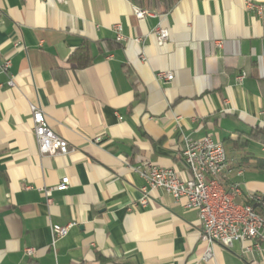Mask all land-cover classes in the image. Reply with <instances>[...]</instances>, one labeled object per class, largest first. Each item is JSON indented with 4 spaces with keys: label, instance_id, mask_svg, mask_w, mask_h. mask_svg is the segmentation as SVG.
<instances>
[{
    "label": "crops",
    "instance_id": "0c3cea01",
    "mask_svg": "<svg viewBox=\"0 0 264 264\" xmlns=\"http://www.w3.org/2000/svg\"><path fill=\"white\" fill-rule=\"evenodd\" d=\"M136 7L0 0V63L10 59L14 81L8 88L0 72V264H264V245L246 251V242L214 244L203 260L197 212L140 175L153 164L187 178L184 140L209 136L225 149L222 185L239 186L236 201L264 193L254 136L264 132V0H178L141 19ZM82 46L91 62L76 68L69 58ZM30 104L69 153L39 154ZM67 224L54 240L51 227Z\"/></svg>",
    "mask_w": 264,
    "mask_h": 264
},
{
    "label": "built area",
    "instance_id": "2783aa9c",
    "mask_svg": "<svg viewBox=\"0 0 264 264\" xmlns=\"http://www.w3.org/2000/svg\"><path fill=\"white\" fill-rule=\"evenodd\" d=\"M136 18L153 16L148 10L134 8ZM1 16V11H0ZM116 42L126 40L122 33V26H113ZM155 36L160 42H166L169 34L165 28H157ZM10 59H4L0 63V72L7 76L5 85L14 87L13 77L9 74ZM242 73L237 77L241 81L245 77ZM157 77L161 80L173 79L171 72H159ZM3 87L0 84V88ZM33 132L39 154L45 156L65 155L70 149L66 140L55 134L49 127L42 108L36 104H30ZM99 142L100 138H96ZM182 158L188 171L187 178H181L174 168L159 167L146 164L140 175L145 179L150 189H162L174 200H185L186 208L197 212L201 223L199 238L205 244L203 260L212 258V245L217 244L225 249H231L235 242H246V251L259 249L264 245V218H259V211H264V193L251 197L257 208L249 204H233L230 196L224 195L221 181L229 170L225 149L220 142L205 136L200 139H185ZM68 183L63 181L56 186L57 191H63ZM240 190L238 185L232 186ZM50 190H46L48 193ZM241 193V190H240ZM142 198L139 204L144 206L149 202L146 187L142 188ZM47 203L50 199L47 198ZM72 224L65 226L53 225L51 233L53 239L67 234ZM32 249H26V254L31 255Z\"/></svg>",
    "mask_w": 264,
    "mask_h": 264
},
{
    "label": "trees",
    "instance_id": "16d2710c",
    "mask_svg": "<svg viewBox=\"0 0 264 264\" xmlns=\"http://www.w3.org/2000/svg\"><path fill=\"white\" fill-rule=\"evenodd\" d=\"M133 3L141 9H152L159 12L169 11L178 0H132ZM70 61L75 63L76 68H84L90 64L91 58L88 55L87 47L82 46L77 49L71 56ZM254 136L258 137L260 142L264 145V132L261 129H256ZM264 162V160H263ZM264 164V163H263ZM249 205L257 208V205L251 199Z\"/></svg>",
    "mask_w": 264,
    "mask_h": 264
},
{
    "label": "bare ground",
    "instance_id": "6f19581e",
    "mask_svg": "<svg viewBox=\"0 0 264 264\" xmlns=\"http://www.w3.org/2000/svg\"><path fill=\"white\" fill-rule=\"evenodd\" d=\"M221 188L224 191V195L226 196H230V202L233 204H243V203H239L236 201V198H238V196H240V190L238 189H234L233 187L230 188L229 191H227L223 185H222V181H221ZM259 218H264V211H259Z\"/></svg>",
    "mask_w": 264,
    "mask_h": 264
}]
</instances>
